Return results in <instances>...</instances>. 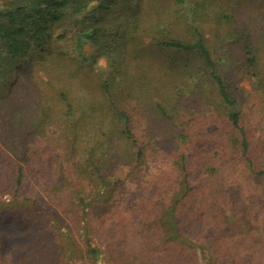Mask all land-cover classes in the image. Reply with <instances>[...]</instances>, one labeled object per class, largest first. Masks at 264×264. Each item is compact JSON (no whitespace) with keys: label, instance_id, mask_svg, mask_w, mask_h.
<instances>
[{"label":"trees","instance_id":"1","mask_svg":"<svg viewBox=\"0 0 264 264\" xmlns=\"http://www.w3.org/2000/svg\"><path fill=\"white\" fill-rule=\"evenodd\" d=\"M211 6L213 5L209 0H0V136L3 141L15 144L18 156L13 169L0 166V169H5L2 175L4 180L1 179L7 188L0 190L13 191L16 196L25 194L28 188H31L30 180L34 179L33 187L39 186L45 192V195L38 198L25 195L27 199L32 200L31 206L20 207L19 210L31 209L35 216H47V220L51 222L55 217L60 218V213L54 206L58 205L59 192H66L67 196L72 194L73 190L75 192L73 183L70 182L74 175L68 167L70 160L71 164L75 165L74 170H86L82 184L89 187L92 193L98 191L100 185L104 184L102 182L115 174L122 179L119 172L130 171L132 165H136V159L139 164L142 163L144 156L163 150L169 142L171 135L168 131L154 136L156 126L152 124L158 120L157 122L163 121V126H168L173 112L181 116L179 106H183L181 102L186 101L192 89L195 96L203 93L210 85L216 86L218 95L229 107V120L241 136L242 152L251 171L264 176V142L258 146L257 153L254 151L261 159L256 161L251 157V144L258 130L253 127V130H250V127L245 125L244 114L236 109L238 101L228 89L217 61L215 62L212 56L203 23L214 17L218 18V22H223L229 31L224 37L232 38L231 43L242 46L249 67L255 70L257 75L263 74L259 67L264 63V36L260 38L261 36L256 35L244 23L234 26L239 17L238 12L232 13L237 10L232 0L226 7L220 4L222 8L218 10L211 9ZM229 8L233 11L227 10ZM154 21L156 26L152 28ZM120 22L127 23L129 28L126 30L138 31L142 26V35L145 32L146 35L151 34L150 46L163 53L160 57L161 71L168 75L169 71L181 69L185 78L176 81L169 90L170 93H166L168 82L164 83L159 76L156 77V84H151L148 71L139 69L140 72L133 73L127 66L120 67L106 75L99 73L100 88L104 91L100 94L103 98L100 103L97 102L98 98H93L92 95L89 97L88 94L75 101L72 85L69 84L61 66L67 55L73 58L74 54L69 53L68 49L61 51L55 41L73 33L80 48L78 55L82 56V61L88 62L90 55L84 50L86 45L99 43L102 38H106L109 45L113 44L117 36L122 37L117 33L121 27L118 24ZM62 27L63 30L58 33L57 30ZM147 27L149 29H146ZM182 27H185L188 35L183 36ZM126 33L124 31V35ZM36 67H39L45 76L42 77V84L33 79ZM186 79L188 81L185 82ZM28 84L33 87L36 96L30 108L20 96V90L27 89ZM150 84L156 88L160 99H154L151 109L153 113L147 115L142 114L143 105L133 98L131 93L133 89H139L150 96ZM187 84H191L192 89H187ZM122 99L128 101L127 108L131 109L132 113L122 104ZM58 104L61 105L59 111L56 108ZM105 104L109 113H99L105 108ZM77 112L80 113L76 115ZM134 124L143 126L145 131L142 136L145 141H141L140 133L133 129ZM83 129H87L89 136L81 133ZM42 131L49 132L44 135L51 145L63 150L59 156L62 161L56 171L50 165L49 157L45 155L50 152L48 147H44L45 142H38L39 138L34 139ZM78 135L81 137H77ZM180 138H185L184 134H180ZM25 141L29 143L26 147ZM71 145L81 152L77 157L68 159ZM182 158V179L176 184L179 185V193H171L176 190L174 187L168 188L164 193L160 190L158 194L162 201H159L154 210L141 206L146 212L140 221L141 224L144 223L139 251L142 257L145 255L157 258L170 254L181 256L186 253L183 247L186 244L195 252L199 248L204 251V245L216 248L213 239L209 240L210 243L201 245V242H192L188 237L187 228L191 219L184 213L183 200L194 187L189 180V166L184 162L185 155ZM3 164L9 165V162ZM39 166L49 171L44 173L42 170L41 178L36 180L30 173H36ZM150 175L142 176L148 179ZM27 193L35 196L32 188ZM52 195H55V198ZM75 195L76 197H68L69 209L79 208L80 202L85 200L83 197H77V191ZM163 201L170 203L166 209H163ZM44 205L47 207V213L42 210ZM4 208L0 205L2 211ZM98 208L99 206L94 208L96 216L105 223V215H101ZM116 213L117 216L113 213L111 216L115 220L119 219V224L127 228L124 234L129 233L132 227H138V223L132 222L124 214L123 206L116 209ZM195 213L197 214L193 215H196L195 219L199 221L200 218L209 217L210 210L201 209ZM21 214L25 213H14L12 222L1 228L5 241L0 250L4 254H10L11 264H65L61 259L72 257L73 253H69L72 245L65 250V246L55 242L54 222L49 226V222L45 221L42 231L39 232V223L35 219L28 222L26 217L22 220ZM15 228L20 229V240L14 233ZM55 244L59 248L56 258L52 257ZM98 254L99 249L90 246L85 258L97 262ZM179 258L177 260H180ZM207 264H212L211 260L207 261Z\"/></svg>","mask_w":264,"mask_h":264},{"label":"rangeland","instance_id":"2","mask_svg":"<svg viewBox=\"0 0 264 264\" xmlns=\"http://www.w3.org/2000/svg\"><path fill=\"white\" fill-rule=\"evenodd\" d=\"M209 1L213 5L210 8L218 10L222 8L220 4L226 7L230 0ZM232 2L237 10L233 11L231 8L227 10H231L235 14L238 12L240 18L236 19L234 26L244 23L256 35L263 38L264 0H232ZM217 19L214 17L203 23L205 35L220 73L228 89L238 101L236 109L244 114L245 125L250 127V130L253 128L258 130L257 136L252 138L251 151L253 150V154L251 157L256 161H261L260 156L255 152L257 153L260 143L263 144L264 142V63L259 67L263 74L257 75L255 70L249 67L242 46L231 43L232 38L224 37L225 33L229 31L223 22H218ZM118 24L121 27L117 33H120L122 37L117 36L113 44L109 45L108 40L102 38L99 43L86 45L84 50L90 55L88 62L82 61V56L78 55L80 48L77 37L73 33L55 41L61 51L68 49L69 53L74 54L73 58L71 55H67L61 66L69 84L72 85L75 101H79L88 94L89 97L92 95L93 98H98L97 102L100 103L103 100L100 94L104 91L100 88L99 73L106 75L120 67L127 66L133 73L140 72L139 69L148 71L151 84H156V77L159 76L164 83L168 82V89H165L166 93H170L169 90L176 81L185 78L181 69L176 68L177 70L169 71L168 75L161 71L160 57L163 53L157 51L154 46H150L151 34L146 35L147 32H145L142 35L140 33L143 29L142 26L138 32L135 29L126 30L129 27L125 22ZM153 25H151L152 28L156 26L155 21ZM62 30L63 27L57 32ZM124 31L128 34L124 35ZM181 33L183 36L188 35L185 27H182ZM34 70L37 71L33 79L42 84V77H45L43 71L39 67ZM28 79L29 77H27ZM186 81L188 80L186 79ZM151 84L150 96L145 95L146 93L139 89L136 91L133 89L131 93L134 95L133 98L143 105L142 114H152L154 99H160L159 95L156 94V88L152 87ZM186 88L192 89L191 84H187ZM193 90H191L186 101L181 102L183 106H179L181 116L173 112V117L166 127L163 126V121L157 122V120L156 124H152V126H156L154 136L167 131L171 135L167 145L163 150L144 156L145 160L140 164L136 159L134 162L136 165H132L130 171L119 172L122 179H119V175L115 174L109 180L106 179L102 182L104 184L100 185L98 191L92 193L89 187L82 184L86 170L80 171L78 168L74 170L75 165L71 164L72 160L68 162V167L74 174L70 182L73 183L75 192L73 190V193L68 196L66 192H59L57 196L58 205L54 204V206L58 209L60 218L52 219L56 226L53 227L56 233L55 242L65 246V250L69 245L73 246L69 250V253H73L72 257L61 259L65 264H207L209 260L212 264H264V176H259L251 171L242 152L241 136L229 120V107L223 103L222 98L218 95L216 86H207L203 93L195 94V96H193ZM20 96L29 108L33 104V99L36 98L30 84L27 85V89L20 90ZM129 101L131 102V100ZM122 104L129 112H133L127 108L129 106L128 101L122 99ZM56 108L59 111L61 105L58 104ZM104 112L109 113L107 105L99 113L106 114ZM79 113L77 112L76 115ZM132 127L140 133L141 141H145L142 136V132L145 131L142 129L143 126L134 124ZM0 133H2L1 130ZM45 133L49 134V132L42 131L34 139L39 138L38 142H45L44 147H48L50 151L45 155L49 157L50 165L56 171L59 162L62 161L59 156L63 150L61 151L60 148L51 145L44 135ZM81 133L89 136L87 129H83ZM180 134H184L185 138H180ZM77 137L81 136L78 135ZM28 144L26 142L24 147ZM22 148L23 146L20 149ZM15 150H17L15 144L3 141L0 136V166H8L13 169L14 163L18 161ZM79 152L81 151L73 145L68 152V159L77 157ZM184 155V162L189 166V180L194 187L187 198L183 200L185 204L184 213L191 219V224L187 228L188 237L192 242H201V245L210 243L209 240L213 239L216 242V248L212 249L204 245V251L199 248L195 252L186 244L183 245L186 253L181 256L170 254L168 256L161 255L157 258L145 255L142 257L139 251L144 223L141 224L140 221L146 212L142 210L141 206H145L147 210H154L159 201H162L160 194H158L160 190L164 193L168 188L174 187L176 190L171 191V193H179L177 190L179 185L176 184L180 183L182 179L183 172L180 165L183 163L182 156ZM6 161L9 162V165L3 164ZM40 167L36 173H30V176L36 180L41 178L42 170L45 171L44 173L49 171V169H41ZM4 171V168L0 169V189L2 190L6 188L2 181ZM143 174L151 177L147 179L142 176ZM31 181V188L35 196L32 193H27L31 188H28L29 190L25 194L18 196L13 191L0 190V205L5 207L3 211L0 209V247L5 241L4 232L1 228L8 222H12L16 212L17 214L22 213V211L25 213L21 214L22 220L25 217L28 218V222L35 219L40 225L39 232L42 231L45 221L49 222V226L52 224L49 219L47 220V216H35L36 214L34 215L31 209L19 210L20 207L29 208L31 206L32 200L27 199L25 195L37 198L45 195L41 187H33L34 179ZM76 191L77 197H83L85 200L80 202L79 208L69 209L70 200L68 197H76ZM52 197L55 198V195ZM168 202L163 201L165 204L163 209L169 206L170 203ZM94 206H99L98 210L101 211V215H105V223L96 216L97 212L94 211ZM121 206L125 209L124 214L132 222L138 223V227H132L133 230L131 229L127 234H124L127 228H123L119 224L120 220H115L111 216L112 213L117 216L116 209ZM201 209H209L210 215L205 219L200 218L199 221H196V215L193 214H197L195 211ZM42 210L47 213L46 205L43 206ZM35 211L38 212V210ZM208 231L211 232L208 233ZM14 233L20 240V229L15 228ZM46 245L49 246V243ZM90 246L99 249L97 262H91L85 258ZM52 250V257L56 258L59 254V248L56 244ZM178 257L180 260H177ZM9 258L8 252L4 254L0 250V264H11Z\"/></svg>","mask_w":264,"mask_h":264}]
</instances>
